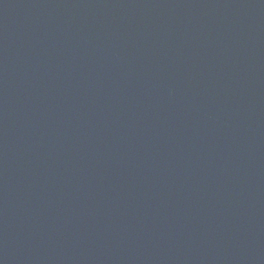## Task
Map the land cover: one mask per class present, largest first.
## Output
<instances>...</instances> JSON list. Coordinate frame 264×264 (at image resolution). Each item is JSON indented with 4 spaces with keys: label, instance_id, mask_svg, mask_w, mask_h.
I'll list each match as a JSON object with an SVG mask.
<instances>
[{
    "label": "water",
    "instance_id": "95a60500",
    "mask_svg": "<svg viewBox=\"0 0 264 264\" xmlns=\"http://www.w3.org/2000/svg\"><path fill=\"white\" fill-rule=\"evenodd\" d=\"M0 264H264V0H0Z\"/></svg>",
    "mask_w": 264,
    "mask_h": 264
}]
</instances>
